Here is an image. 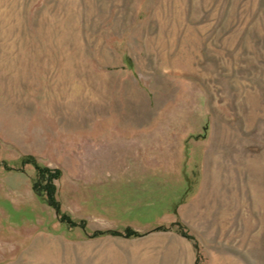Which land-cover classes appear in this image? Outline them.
<instances>
[{
    "label": "rangeland",
    "instance_id": "rangeland-1",
    "mask_svg": "<svg viewBox=\"0 0 264 264\" xmlns=\"http://www.w3.org/2000/svg\"><path fill=\"white\" fill-rule=\"evenodd\" d=\"M177 221L200 264H264V0H0V264H108L95 231Z\"/></svg>",
    "mask_w": 264,
    "mask_h": 264
},
{
    "label": "crops",
    "instance_id": "crops-1",
    "mask_svg": "<svg viewBox=\"0 0 264 264\" xmlns=\"http://www.w3.org/2000/svg\"><path fill=\"white\" fill-rule=\"evenodd\" d=\"M77 158L76 162L78 161L79 164L88 165V167L85 166L87 171L83 174L85 179L102 180L101 172L94 167H90L92 158L85 157L88 162H84L85 158ZM73 160L75 159H72L71 162ZM110 162L114 163L113 160ZM127 162V164H130L129 160ZM57 164H61V162L58 160ZM64 164V161H62L61 165ZM72 165L75 166V162H72ZM61 169L64 176L71 177L73 174L68 173L66 168ZM122 172L126 171L123 170ZM105 174L112 176L114 173L113 171L108 173L107 170ZM121 178H124V175H121ZM128 241H135V245L129 246ZM58 246L60 247L59 243ZM196 262L197 251L193 241L175 229L156 230L136 238L108 236V264H196Z\"/></svg>",
    "mask_w": 264,
    "mask_h": 264
},
{
    "label": "trees",
    "instance_id": "trees-1",
    "mask_svg": "<svg viewBox=\"0 0 264 264\" xmlns=\"http://www.w3.org/2000/svg\"><path fill=\"white\" fill-rule=\"evenodd\" d=\"M127 62L130 60L129 57L126 58ZM22 164H30L34 167L36 171V177L33 179L32 187L36 194L39 197L47 201L51 206L55 208L57 213L61 212V204L57 199V187L55 184V180L58 179L62 172L59 169L50 168V166L46 165L45 163L41 162L36 156L34 155H24L21 158ZM62 219H66L67 222L73 223L71 226H76V222H73L70 218L66 215L62 216ZM155 230H166V229H175L180 232L182 235L188 237L189 239L193 240L196 251H197V262L196 264H200V248L199 244L196 239L188 232L187 228L184 224L180 221L170 223V225H160L154 228ZM107 234L113 235H120L125 237H137L143 235L142 232L134 229L133 227L128 226L124 231L120 230H97L91 237H100Z\"/></svg>",
    "mask_w": 264,
    "mask_h": 264
}]
</instances>
